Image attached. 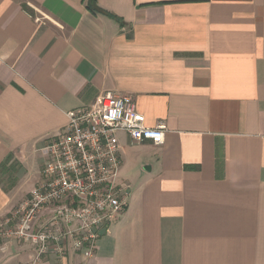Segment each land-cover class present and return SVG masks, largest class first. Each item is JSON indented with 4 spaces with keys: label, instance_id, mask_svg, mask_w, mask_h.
Listing matches in <instances>:
<instances>
[{
    "label": "crops",
    "instance_id": "crops-1",
    "mask_svg": "<svg viewBox=\"0 0 264 264\" xmlns=\"http://www.w3.org/2000/svg\"><path fill=\"white\" fill-rule=\"evenodd\" d=\"M107 91L164 127L115 134L124 210L91 258L11 241L0 264H264V0H0V217Z\"/></svg>",
    "mask_w": 264,
    "mask_h": 264
},
{
    "label": "built area",
    "instance_id": "built-area-1",
    "mask_svg": "<svg viewBox=\"0 0 264 264\" xmlns=\"http://www.w3.org/2000/svg\"><path fill=\"white\" fill-rule=\"evenodd\" d=\"M66 117L63 132L40 150L38 185L0 217V243L32 244L36 262L51 253L62 258L69 245L84 258L93 257L102 230L124 210L129 187L117 182V132L135 143L149 141L157 147L164 142V127H146L127 95L104 92L92 106L71 110Z\"/></svg>",
    "mask_w": 264,
    "mask_h": 264
},
{
    "label": "rangeland",
    "instance_id": "rangeland-1",
    "mask_svg": "<svg viewBox=\"0 0 264 264\" xmlns=\"http://www.w3.org/2000/svg\"><path fill=\"white\" fill-rule=\"evenodd\" d=\"M42 165H43V159H42Z\"/></svg>",
    "mask_w": 264,
    "mask_h": 264
},
{
    "label": "trees",
    "instance_id": "trees-1",
    "mask_svg": "<svg viewBox=\"0 0 264 264\" xmlns=\"http://www.w3.org/2000/svg\"><path fill=\"white\" fill-rule=\"evenodd\" d=\"M92 11H94V9Z\"/></svg>",
    "mask_w": 264,
    "mask_h": 264
}]
</instances>
